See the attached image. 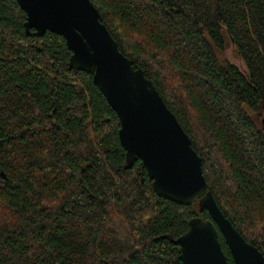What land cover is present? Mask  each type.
Returning <instances> with one entry per match:
<instances>
[{
    "label": "trees",
    "instance_id": "1",
    "mask_svg": "<svg viewBox=\"0 0 264 264\" xmlns=\"http://www.w3.org/2000/svg\"><path fill=\"white\" fill-rule=\"evenodd\" d=\"M188 135L215 203L264 257V0H90ZM0 0V264H182L197 203L128 168L119 120L62 37ZM227 34L246 68L222 58ZM4 175V177L2 176ZM218 241L232 259L220 233Z\"/></svg>",
    "mask_w": 264,
    "mask_h": 264
},
{
    "label": "water",
    "instance_id": "2",
    "mask_svg": "<svg viewBox=\"0 0 264 264\" xmlns=\"http://www.w3.org/2000/svg\"><path fill=\"white\" fill-rule=\"evenodd\" d=\"M25 13L26 36H60L70 52L69 69L92 76L119 120L118 137L131 168L140 161L155 194L181 206L197 203L210 221L193 218L178 240L182 264H229L218 241L227 246L232 264H264L222 214L202 173L201 159L174 114L144 77L118 50L90 0H15ZM260 129L264 137V114ZM4 177V175L2 174Z\"/></svg>",
    "mask_w": 264,
    "mask_h": 264
},
{
    "label": "rangeland",
    "instance_id": "3",
    "mask_svg": "<svg viewBox=\"0 0 264 264\" xmlns=\"http://www.w3.org/2000/svg\"><path fill=\"white\" fill-rule=\"evenodd\" d=\"M225 41L227 42L226 48L224 52L222 53V58L227 60L229 63L233 64L236 66L243 74H246V68L239 58L233 44L231 43L228 35L225 33L224 34Z\"/></svg>",
    "mask_w": 264,
    "mask_h": 264
}]
</instances>
